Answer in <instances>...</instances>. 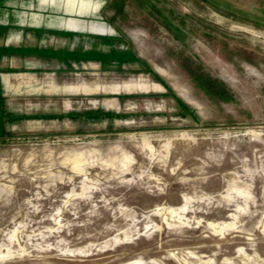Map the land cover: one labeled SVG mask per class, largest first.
I'll use <instances>...</instances> for the list:
<instances>
[{"label":"rangeland","instance_id":"374dc122","mask_svg":"<svg viewBox=\"0 0 264 264\" xmlns=\"http://www.w3.org/2000/svg\"><path fill=\"white\" fill-rule=\"evenodd\" d=\"M0 76V264H264V0H1Z\"/></svg>","mask_w":264,"mask_h":264},{"label":"crops","instance_id":"0c3cea01","mask_svg":"<svg viewBox=\"0 0 264 264\" xmlns=\"http://www.w3.org/2000/svg\"><path fill=\"white\" fill-rule=\"evenodd\" d=\"M83 1V0H82ZM85 2V1H84ZM81 3L82 2H79L78 1V9H83L82 7H81ZM98 10V9H97ZM96 10V11H97ZM95 10H94V12H96ZM75 24V23H74ZM87 21H84V20H79L78 19V22L75 24V25H72V23H70L69 22V17H67L66 18V20H65V25H67L68 27H70V28H75V29H79V28H88V26H87ZM70 25V26H69ZM89 29H90V27H89ZM0 82H2V77L0 76Z\"/></svg>","mask_w":264,"mask_h":264},{"label":"trees","instance_id":"16d2710c","mask_svg":"<svg viewBox=\"0 0 264 264\" xmlns=\"http://www.w3.org/2000/svg\"><path fill=\"white\" fill-rule=\"evenodd\" d=\"M1 1V0H0ZM5 48H7V47H5ZM42 50V49H41ZM10 51H13L12 49L10 50ZM16 52H19V51H17L16 50ZM85 53H84V55H90L91 54V52H89V50L88 51H84ZM88 52V53H87ZM72 55H74V53H71ZM79 55H83V53L82 52H80L79 54H78V56ZM76 56V55H75ZM215 84V83H214ZM217 84V83H216ZM220 85V84H219ZM2 114H1V112H0V133L1 132H3V129H2V125H3V120H2Z\"/></svg>","mask_w":264,"mask_h":264},{"label":"water","instance_id":"95a60500","mask_svg":"<svg viewBox=\"0 0 264 264\" xmlns=\"http://www.w3.org/2000/svg\"><path fill=\"white\" fill-rule=\"evenodd\" d=\"M256 124L264 125V121L256 122Z\"/></svg>","mask_w":264,"mask_h":264}]
</instances>
